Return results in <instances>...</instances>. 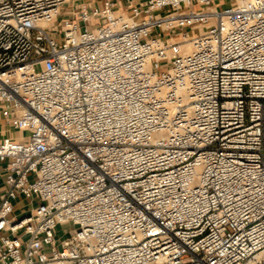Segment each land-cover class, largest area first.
Returning <instances> with one entry per match:
<instances>
[{"label": "built area", "instance_id": "built-area-1", "mask_svg": "<svg viewBox=\"0 0 264 264\" xmlns=\"http://www.w3.org/2000/svg\"><path fill=\"white\" fill-rule=\"evenodd\" d=\"M102 1L0 0V264H264V0Z\"/></svg>", "mask_w": 264, "mask_h": 264}, {"label": "crops", "instance_id": "crops-1", "mask_svg": "<svg viewBox=\"0 0 264 264\" xmlns=\"http://www.w3.org/2000/svg\"><path fill=\"white\" fill-rule=\"evenodd\" d=\"M116 5L118 7H122L123 9L129 10L130 5L138 4L141 2H144L145 0H114ZM234 2V0L231 1V3ZM216 5L218 7H227L231 3H229V0H216ZM81 4H86L91 7H103V1L102 0H69V2L64 6V12H70L73 8L80 6ZM6 130V124L2 117L0 116V134H2Z\"/></svg>", "mask_w": 264, "mask_h": 264}, {"label": "bare ground", "instance_id": "bare-ground-1", "mask_svg": "<svg viewBox=\"0 0 264 264\" xmlns=\"http://www.w3.org/2000/svg\"><path fill=\"white\" fill-rule=\"evenodd\" d=\"M214 23V21H211L209 24H205V25H198L196 26V32L197 33H205L208 31V29L210 28V26ZM173 41L177 40L175 38L172 39ZM168 42H172L171 39L168 40ZM185 50L186 51H190L192 49V46L191 44H186L184 46ZM25 134V131H19V132H16V135H19V136H23Z\"/></svg>", "mask_w": 264, "mask_h": 264}, {"label": "rangeland", "instance_id": "rangeland-1", "mask_svg": "<svg viewBox=\"0 0 264 264\" xmlns=\"http://www.w3.org/2000/svg\"><path fill=\"white\" fill-rule=\"evenodd\" d=\"M232 0H229V3H231ZM171 41H173L171 39ZM37 69L39 68L38 66L36 67ZM71 228V225L70 224H65V225H60L58 226V229H57V234H56V237L59 239V238H65L68 234H67V230Z\"/></svg>", "mask_w": 264, "mask_h": 264}]
</instances>
